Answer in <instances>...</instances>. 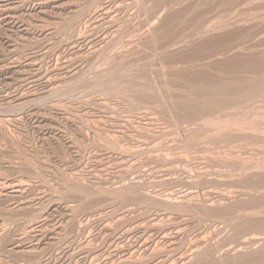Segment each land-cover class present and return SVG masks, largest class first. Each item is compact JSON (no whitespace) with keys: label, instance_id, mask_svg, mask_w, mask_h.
Wrapping results in <instances>:
<instances>
[{"label":"rangeland","instance_id":"374dc122","mask_svg":"<svg viewBox=\"0 0 264 264\" xmlns=\"http://www.w3.org/2000/svg\"><path fill=\"white\" fill-rule=\"evenodd\" d=\"M263 13L264 0H0V264H135L201 235L213 264H261L264 226L257 244L248 226L264 218V95L197 116L178 102L255 75Z\"/></svg>","mask_w":264,"mask_h":264},{"label":"bare ground","instance_id":"6f19581e","mask_svg":"<svg viewBox=\"0 0 264 264\" xmlns=\"http://www.w3.org/2000/svg\"><path fill=\"white\" fill-rule=\"evenodd\" d=\"M232 1V0H231ZM234 2V1H233ZM251 2V1H250ZM258 2V1H257ZM137 4H138V2H136ZM237 3V2H236ZM240 3V2H239ZM142 5V4H141ZM145 5V4H144ZM143 5V6H144ZM159 5V4H158ZM237 5H238V3H237ZM139 6H140V4H139ZM241 6V5H240ZM243 6V5H242ZM257 7V6H256ZM98 8V7H97ZM139 8V7H138ZM148 8V7H147ZM232 8V7H231ZM238 8V7H237ZM248 9V8H247ZM258 9V8H257ZM256 9V10H257ZM259 9H261V8H259ZM145 10V9H144ZM237 10V9H236ZM239 10V9H238ZM260 11V10H259ZM241 12V11H240ZM243 12V11H242ZM262 12V11H261ZM239 13V12H238ZM234 14V13H233ZM236 14V13H235ZM234 14V15H235ZM240 14V13H239ZM242 15H243V13H241ZM245 14V13H244ZM249 14V13H248ZM251 14H252V12H251ZM262 14V13H261ZM264 14V13H263ZM237 15V14H236ZM255 15V14H254ZM239 16V15H238ZM247 16V15H246ZM246 16H244L243 15V17H246ZM259 16V15H258ZM188 17V16H187ZM229 17V16H228ZM231 17V16H230ZM234 17H236V16H234ZM233 17V18H234ZM241 17V16H240ZM260 17V16H259ZM262 17V16H261ZM75 18V17H74ZM180 18V17H179ZM205 18V17H204ZM238 18V17H237ZM254 18V17H253ZM185 19V18H184ZM242 19V18H241ZM244 19V18H243ZM248 19V18H247ZM246 19V20H247ZM256 19V18H255ZM251 20V19H250ZM258 20H260V18L258 19ZM264 20V19H263ZM190 21V20H189ZM202 21H204V20H202ZM236 21H239L238 19L236 20ZM241 21H243V20H241ZM235 22V21H234ZM250 22H252V21H250ZM199 23V22H198ZM244 23H245V21H244ZM249 23V22H248ZM197 24V23H196ZM209 24H211V23H209ZM240 25H241V22L239 23ZM150 25V24H149ZM201 25V24H200ZM208 25V24H207ZM236 25V24H235ZM243 25V24H242ZM250 25V24H249ZM248 25V26H249ZM260 25V24H259ZM193 26H194V24H193ZM196 26L197 25H195L194 26V29L196 28ZM251 26V25H250ZM191 27V26H190ZM239 27V26H238ZM175 28V27H174ZM197 28H199V26L197 27ZM231 28V27H230ZM237 28V27H236ZM232 29H235V28H232ZM248 29V28H247ZM250 29H251V27H250ZM254 29V28H253ZM153 30V29H152ZM177 29H175V31H176ZM181 30V29H180ZM236 30V29H235ZM244 30V29H243ZM246 30V29H245ZM172 31H174V30H172ZM174 31V32H175ZM192 31V30H191ZM215 31V30H214ZM238 31H239V29H238ZM247 31V30H246ZM251 31V30H250ZM264 31V30H263ZM178 33H179V31H177ZM209 32V31H208ZM234 32V31H233ZM233 32H232V34H233ZM249 32V31H248ZM257 32V31H256ZM262 32V31H261ZM124 33V32H123ZM171 33V32H170ZM182 33V32H181ZM237 33V32H236ZM251 33V32H250ZM197 34H199V33H197ZM238 34V33H237ZM253 34V33H252ZM261 34V33H260ZM168 35V34H167ZM171 35V34H170ZM182 35V34H181ZM185 35V34H184ZM240 35V34H239ZM251 35V34H250ZM254 35V34H253ZM255 35H256V33H255ZM262 35V34H261ZM260 35V36H261ZM178 36V35H177ZM234 36V35H233ZM243 35L241 34V37H242ZM249 35H247V37H248ZM151 37V36H150ZM166 37H168V36H166ZM169 37H173L172 35L171 36H169ZM156 38V37H155ZM157 38H158V36H157ZM159 38H161V37H159ZM165 38V37H164ZM174 38V37H173ZM235 38H237V37H235ZM240 38V37H239ZM244 38V37H243ZM251 38H253V36L251 37ZM254 38H256V36L254 37ZM119 39V38H118ZM152 39V38H151ZM170 39V38H169ZM175 40H176V38H174ZM193 39V38H192ZM238 39V38H237ZM123 40V39H122ZM155 40V39H154ZM168 40V39H167ZM178 40V39H177ZM180 40V39H179ZM191 40V39H190ZM234 40V39H233ZM239 40V39H238ZM241 40H243V39H241ZM246 40V39H245ZM245 40H243V41H245ZM250 40V39H249ZM249 40H247V41H249ZM262 40V39H261ZM260 40V41H261ZM117 41V40H116ZM145 41V40H144ZM158 41V43H159V39L157 40ZM157 41H155V43H157ZM188 41V40H187ZM256 41V40H255ZM263 41V40H262ZM154 42V41H153ZM152 42V43H153ZM170 42H172V41H170ZM174 42V41H173ZM180 42V41H179ZM186 42V41H185ZM264 42V41H263ZM119 43V42H118ZM245 43V42H244ZM261 43V42H260ZM164 44V43H163ZM168 44V43H167ZM258 44H259V42H258ZM173 45H175V44H173ZM172 45V46H173ZM252 45V44H251ZM122 46V45H121ZM166 46V45H165ZM169 46V45H168ZM234 46V45H233ZM149 47V46H148ZM231 47V46H230ZM237 47V46H236ZM235 47V48H236ZM239 47V46H238ZM259 47V46H258ZM263 47V46H262ZM127 48V47H126ZM168 48V47H167ZM171 48V47H170ZM232 48H234V47H232ZM173 49V48H172ZM237 49V48H236ZM262 49V48H261ZM233 50V49H232ZM263 50H264V48L261 50L262 52H263ZM163 51V50H162ZM179 51V50H178ZM235 51H237V50H235ZM239 51V50H238ZM249 51H250V49H249ZM253 51V50H252ZM260 51V50H259ZM166 52V51H165ZM177 52V51H176ZM232 52V51H231ZM261 52V53H262ZM164 53V52H163ZM236 53V52H235ZM235 53H234V55H235ZM252 53V52H251ZM257 53H259V52H257ZM260 53V54H261ZM264 53V52H263ZM165 54V53H164ZM248 54H249V52H248ZM247 54V55H248ZM232 55V54H231ZM245 55H246V53H245ZM255 55V54H254ZM253 55V56H254ZM257 55V54H256ZM259 55V54H258ZM102 56V55H101ZM248 56H251V55H248ZM260 56V55H259ZM262 56V55H261ZM230 57V56H229ZM236 57V56H235ZM234 57V58H235ZM241 57H242V55H241ZM252 57V56H251ZM243 58H244V56H243ZM246 58V57H245ZM244 58V59H245ZM258 58V57H257ZM259 58H262V57H259ZM264 58V57H263ZM262 58V59H263ZM239 59H241L240 57H239ZM239 59H238V64L237 65H239L240 66V62H241V60L239 61ZM252 59V58H251ZM250 58H249V60L250 61H252ZM231 60H233V59H230L229 58V61H231ZM236 61H237V59H235ZM234 60V61H235ZM247 60V59H246ZM264 60V59H263ZM236 61H235V63H236ZM249 61V62H250ZM253 61H256V60H253ZM219 62H221V61H219ZM243 63H244V60L242 61ZM260 63V67L258 66L259 65V63ZM214 63H216V61H214ZM218 63V62H217ZM233 62L231 61V64H232ZM246 64H248L247 63V61L245 62ZM256 63V62H255ZM257 63H258V67L257 66H250L249 65V67L248 66H244V67H248V68H250V67H255V68H259L257 71L256 70H253V69H251L250 68V71L251 72H253L255 75L254 76H252V77H250V79H247V80H244V81H241V80H233V81H231V82H225L226 81V79H224L225 81L224 82H222L221 84H214V85H211V86H206L205 85V83H200V84H197V85H199L197 88H198V90L200 91H197V90H195L196 88L194 87V92L196 91V92H199L200 94H196L197 96H194L193 95V93H191L192 91H187V93H185L186 95L185 96H183L180 100H179V104L185 109V110H187L188 111V113L192 116L193 114H198V112H199V114H200V112H202V111H206V110H208V109H211V111H213L214 110V108H222L221 107V105L222 106H224L223 104H221V102L222 103H230L231 105L232 104H234V103H237V105H238V101H240V102H243L242 100H243V98L246 100V98L247 97H250V99H251V96H256L257 95V97L260 95V94H263L264 95V62H262V60L260 59L259 61H257ZM130 64V63H129ZM193 64V63H192ZM223 64V63H222ZM230 64V63H229ZM242 64V63H241ZM250 64V63H249ZM252 64V63H251ZM131 65V64H130ZM216 65V64H215ZM233 65V64H232ZM245 65V64H244ZM217 66V65H216ZM235 66H236V64H234L233 65V73H234V75L236 74V77H237V73H235L236 72V68L238 67V66H236V68H235ZM243 66V65H242ZM261 66H263V67H261ZM120 67V66H119ZM193 67H195V66H193ZM192 67V68H193ZM219 67V66H218ZM174 68V67H173ZM235 68V69H234ZM239 68L240 67H238V71L241 73V71H243L242 69H240L239 70ZM121 69V68H120ZM171 69V68H170ZM200 70V69H199ZM223 70V69H222ZM229 70V69H228ZM231 70V71H232ZM245 70V69H244ZM247 70V69H246ZM253 70V71H252ZM133 71V70H132ZM203 71V70H202ZM201 71V72H202ZM216 71V70H215ZM120 72V71H119ZM131 72V71H130ZM210 72V71H209ZM248 72V71H247ZM250 72V73H251ZM122 73V72H121ZM140 73V72H139ZM214 73V72H213ZM220 73V72H219ZM222 73H223V71H222ZM239 73V74H240ZM244 73V72H243ZM185 74V73H184ZM187 74V73H186ZM203 74V73H202ZM209 74V73H208ZM216 74H218V73H216ZM238 74V75H239ZM245 74V73H244ZM119 75V74H118ZM183 75V74H182ZM181 75V76H182ZM210 75V74H209ZM231 76H232V73L230 74ZM248 75V74H247ZM246 75V76H247ZM250 75V74H249ZM147 76V75H146ZM195 76H196V74H195ZM197 76H199V75H197ZM208 76V75H207ZM215 76H217V75H215ZM241 76V78H243L242 77V75H240ZM245 76V77H246ZM251 76V75H250ZM176 77H177V75H176ZM175 77V78H176ZM179 77V76H178ZM206 77V76H205ZM244 77V78H245ZM155 78V77H154ZM191 78V77H190ZM194 78V77H193ZM209 78H210V76H209ZM212 78V77H211ZM220 79H222L221 77H219ZM237 78H240L239 76L237 77ZM240 78V79H241ZM243 78V79H244ZM248 78V77H247ZM184 79V78H183ZM202 79V78H201ZM200 79V80H201ZM214 79V78H213ZM218 79V78H217ZM242 79V80H243ZM97 80V79H96ZM133 80V79H132ZM150 80V79H149ZM177 80V79H176ZM189 80V79H188ZM184 81V80H183ZM186 81H187V78H186ZM205 81H206V79H205ZM216 81V80H215ZM217 81H219L220 82V80H217ZM128 82V81H127ZM178 82H181V81H178ZM149 83V82H148ZM152 83V82H151ZM187 83V82H186ZM190 83V82H189ZM198 83V82H197ZM183 84V83H182ZM194 84V83H193ZM145 85V84H144ZM151 85V84H150ZM202 85H205V87H203ZM186 86V85H185ZM188 86V85H187ZM190 86H191V84H190ZM194 86H195V84H194ZM110 87V86H109ZM183 87V86H182ZM201 87V89H199ZM106 88V87H105ZM112 88V87H111ZM151 88V87H150ZM189 88V87H188ZM110 89V88H109ZM109 89H108V91H109ZM144 89V88H143ZM157 89V88H156ZM175 89V88H174ZM185 89V88H184ZM187 89V88H186ZM192 89V88H191ZM169 90H170V88H169ZM54 91V90H53ZM107 91V92H108ZM141 91V90H140ZM179 91V90H178ZM113 92V91H112ZM122 92V91H121ZM138 92V91H137ZM55 93H57V92H55ZM177 95V94H176ZM111 96H114V95H111ZM117 96V95H116ZM261 96V95H260ZM118 97H120V95L118 96ZM246 97V98H245ZM264 97V96H263ZM159 98V97H158ZM217 98H219V99H217ZM249 99V100H250ZM254 99V98H253ZM261 99H262V97H261ZM165 100V99H164ZM247 100H248V98H247ZM227 101V102H226ZM174 102V101H173ZM176 103V102H175ZM174 103V104H175ZM224 103V104H225ZM250 103V102H249ZM256 103V102H255ZM260 103V102H259ZM156 104V103H155ZM159 104V103H158ZM173 104V105H174ZM179 104H176V106L177 105H179ZM242 104V103H241ZM248 104V103H247ZM165 105V104H164ZM170 105H172V104H170ZM172 105V106H173ZM180 105H179V107H180ZM227 105H229V104H227ZM262 105V104H261ZM157 107V106H156ZM182 107H180V109H182ZM232 107V106H231ZM237 107H239V106H237ZM174 108V107H173ZM177 108V107H176ZM161 109V108H160ZM171 109V108H170ZM175 109V108H174ZM231 109H233V108H231ZM177 110H178V108H177ZM241 110V109H240ZM171 111V110H170ZM187 111L186 112H184L183 111V115H184V113H186L185 115H186V117L187 118H190L188 115H187ZM226 111V110H225ZM243 111V110H242ZM163 112V111H162ZM180 112H181V110H180ZM222 112V111H221ZM238 112V111H237ZM176 113H178L177 111H176ZM256 113H257V111H256ZM165 114V113H164ZM167 114V113H166ZM180 114V113H179ZM178 114V116H181V115H179ZM195 114V115H196ZM198 114V115H199ZM243 114V113H242ZM182 115V116H183ZM185 115H184V117H185ZM201 115V114H200ZM218 115V114H217ZM194 116V115H193ZM197 116V115H196ZM195 116V117H196ZM207 117V116H206ZM228 117V116H227ZM179 118V117H178ZM214 118V117H213ZM186 119V118H185ZM185 119H183V120H185ZM192 119V118H191ZM216 119V118H215ZM179 120H180V118H179ZM188 120V119H187ZM214 120V119H213ZM235 119H233V121H234ZM238 120V119H237ZM181 121V120H180ZM179 121V122H180ZM195 121V120H194ZM205 121V120H204ZM230 121V120H229ZM244 121V120H243ZM203 122V121H202ZM228 122V121H227ZM237 122V121H236ZM206 123V122H205ZM204 123V124H205ZM224 123H226V122H224ZM233 123V122H232ZM180 124H181V122H180ZM186 124V123H185ZM189 124V123H188ZM203 124V123H202ZM212 124V123H211ZM220 124V123H219ZM193 125V124H192ZM191 125V126H192ZM213 125V124H212ZM221 125V124H220ZM234 125V124H233ZM244 125V124H243ZM190 126V127H191ZM236 126H237V123H236ZM189 127V128H190ZM216 127V126H215ZM219 127V126H218ZM224 127V126H223ZM183 128V127H182ZM200 128V127H199ZM240 128V127H239ZM196 130V129H195ZM224 130V129H223ZM206 131V130H205ZM242 131V130H241ZM222 132V131H221ZM233 132V131H232ZM243 132H245V131H243ZM197 133V132H196ZM217 133H219V132H217ZM230 134V133H229ZM192 135V134H191ZM205 135V134H204ZM250 135V134H249ZM223 136H225V134L223 135ZM227 136V135H226ZM196 137V136H195ZM201 137H203V136H201ZM193 138V137H192ZM224 138V137H223ZM233 138V137H232ZM226 139V138H225ZM204 140V139H203ZM193 141V140H192ZM207 141V140H206ZM235 141V140H234ZM264 141V140H263ZM187 142V141H186ZM189 142V141H188ZM231 143V142H230ZM200 144V143H199ZM235 144V143H234ZM197 145V144H196ZM207 145V144H206ZM221 146V145H220ZM210 148V147H209ZM215 148V147H214ZM211 149V148H210ZM224 149V148H223ZM228 151V150H227ZM239 154V153H238ZM226 155V154H225ZM223 156V155H222ZM228 156V155H227ZM218 157V156H217ZM221 157V156H220ZM240 159V158H239ZM217 161V160H216ZM227 161V160H226ZM225 162V161H224ZM223 163V162H222ZM232 164V163H231ZM230 165V164H229ZM218 168V167H217ZM264 168V167H263ZM245 169H246V167H245ZM221 170V169H220ZM239 171V170H238ZM262 172V171H261ZM206 173V172H205ZM235 173H236V171H235ZM263 173V172H262ZM262 173H260V174H262ZM198 174V173H197ZM264 174V173H263ZM199 175V174H198ZM218 175V174H217ZM251 175V174H250ZM255 175V174H254ZM201 176V175H200ZM233 176H234V174H233ZM260 176V175H259ZM198 177V176H197ZM227 177V176H226ZM237 177V176H236ZM260 177H262V176H260ZM223 179V178H222ZM221 179V180H222ZM261 180L260 181H262V178H260ZM264 179V178H263ZM243 180V179H242ZM217 181V180H216ZM204 182V181H203ZM258 182V181H257ZM262 183H264V182H262ZM261 183H259V185H260ZM243 185H245V184H243ZM215 186V185H214ZM262 186V185H261ZM125 187V186H124ZM259 187V186H258ZM4 189V188H3ZM83 189V188H82ZM214 189V188H213ZM233 189V188H232ZM128 190V189H127ZM222 190V189H221ZM82 191V190H81ZM112 191V190H111ZM118 191V190H117ZM203 191V190H202ZM252 191V190H251ZM257 191V190H256ZM77 192V191H76ZM205 193V192H204ZM235 194V193H234ZM215 196V195H214ZM224 196V195H223ZM262 196V198L264 199V196L263 195H261ZM171 197V196H170ZM228 197V196H227ZM254 197H256V198H254V199H257V196H254ZM198 198H200L199 196H198ZM217 198V197H216ZM244 198V197H243ZM247 198V197H246ZM253 198V197H252ZM146 199V198H145ZM196 199V198H195ZM208 199V198H207ZM219 199V198H218ZM236 199V198H235ZM251 199V198H250ZM249 199V200H250ZM254 199H253V201H254ZM258 199H261L260 198V196H259V198ZM262 199V200H263ZM249 200L248 201H246L247 202V204L248 203H250V202H252V200H250V202H249ZM150 201V200H149ZM193 201V200H192ZM256 201V200H255ZM260 201V200H259ZM189 202V201H188ZM246 202H245V204H246ZM263 202L264 201H262V206L264 205L263 204ZM243 203V202H242ZM149 204V203H148ZM167 204V203H166ZM208 204V203H207ZM254 203L252 202L249 206H250V208L251 207H253L252 205H253ZM257 204H258V202H257ZM256 204V205H257ZM233 205V204H232ZM238 205V204H237ZM244 205V204H243ZM255 205V206H256ZM259 205V204H258ZM176 206V205H175ZM215 206V205H214ZM248 206V207H249ZM260 206V205H259ZM257 207V210H258V208H260V207ZM171 207V206H170ZM170 207H168L169 209H170ZM173 207V206H172ZM199 208V207H198ZM208 208V207H207ZM222 208V207H221ZM231 208V207H230ZM230 208H229V211H232V210H230ZM255 207H253V209H254ZM227 209V211H228V208H226ZM252 209V208H251ZM262 209H264V207H262ZM261 209V210H262ZM198 210V209H197ZM207 210V209H206ZM223 210V209H222ZM246 210H247V206H246ZM254 210H256V209H254ZM254 210H253V212H254ZM158 211V210H157ZM201 211H203V210H201ZM208 211V210H207ZM212 211V210H211ZM210 211V212H211ZM221 210H219V212H220ZM223 211H225V209L223 210ZM222 211V212H223ZM226 211V212H227ZM229 211H228V213H229ZM236 211V210H235ZM248 211H250V210H248ZM264 211V210H263ZM186 212V211H185ZM200 212V211H199ZM206 212V211H205ZM209 212V211H208ZM209 212V213H210ZM218 212V211H217ZM216 212V213H217ZM226 212H223V214L224 213H226ZM239 212H241V210L239 211ZM244 212V211H243ZM242 212V213H243ZM247 212V211H246ZM251 212V211H250ZM256 212V211H255ZM254 212V213H255ZM259 213H260V210L258 211ZM262 212V211H261ZM213 213V212H212ZM212 213H210L211 215H213ZM227 213V214H228ZM236 213V212H235ZM238 213V212H237ZM186 214V213H185ZM204 214H206V213H204ZM203 214V215H204ZM215 214V213H214ZM240 214V213H239ZM251 214V213H250ZM253 214V213H252ZM200 215H202V214H200ZM199 215V216H200ZM234 215V214H233ZM233 215L231 216V219L233 220V219H236L235 217H236V215H234V218H233ZM246 215V214H245ZM244 215V216H245ZM255 215V214H254ZM253 215V216H254ZM258 215H260V214H258ZM261 215H264L263 213L261 214ZM261 215H260V219L262 218L261 217ZM230 216V215H229ZM243 216V217H244ZM249 216V215H248ZM256 216H257V214H256ZM162 217V216H161ZM201 217V216H200ZM204 217V216H203ZM251 217V216H250ZM264 217V216H263ZM199 218V217H198ZM206 218V217H205ZM204 218V219H205ZM227 218H228V216H227ZM238 218V217H237ZM241 219H243L242 217H240ZM258 218V219H259ZM226 219V218H225ZM230 219V218H229ZM254 219H256V217H254ZM262 219H264V218H262ZM261 219V220H262ZM176 220V219H175ZM194 220V219H193ZM202 220V219H201ZM207 220H208V218H207ZM238 220V219H237ZM246 219H243V222L246 224V222L247 221H245ZM253 220V219H252ZM259 221V220H254V222L253 221H251L250 219H249V223H250V221H251V226H248L249 228H250V230L252 231V232H254V233H252V232H250L249 233V229H247V230H249V231H247V233L246 234H248V236L250 235V237H249V239L251 240L252 239V237H253V239H255L256 240V238H257V236H255V234L257 235L258 233L257 232H259L260 231V229H262L263 228V226H264V222H263V220L262 221ZM166 221V220H165ZM223 222L225 221L224 220V218H223V220H222ZM221 221V222H222ZM227 221V220H226ZM229 221V220H228ZM228 221H227V224H228ZM239 222V225H237V224H235L236 226H235V228L236 227H241V225H243V223H242V221L239 219L238 220ZM240 221H241V223H240ZM222 222V223H223ZM232 222V221H231ZM230 222V223H231ZM234 222H236V221H234ZM256 222V223H255ZM156 223V222H155ZM160 223V222H159ZM237 223V222H236ZM153 224V223H152ZM168 224V223H167ZM193 224V223H192ZM214 224V223H213ZM225 224V223H224ZM232 224V223H231ZM234 224H232V226L234 225ZM241 224V225H240ZM248 224V223H247ZM138 225V224H137ZM164 225V224H163ZM166 225V224H165ZM176 225V224H175ZM188 225V224H187ZM220 225V224H219ZM222 225V224H221ZM226 225V224H225ZM229 225V224H228ZM227 226V225H226ZM244 226V225H243ZM157 227V226H156ZM185 227V226H184ZM193 227V226H192ZM225 227V226H224ZM215 228V227H214ZM218 228V227H217ZM234 228V229H235ZM238 228V229H239ZM128 229V228H127ZM228 229V228H227ZM237 229V228H236ZM236 229H235V231H236ZM244 229V228H243ZM245 229H246V227H245ZM253 229V230H252ZM174 230V229H173ZM176 230H178V229H176ZM180 230H182V229H179V234H180ZM186 230V229H185ZM184 230V231H185ZM218 230V229H217ZM171 231H172V229H171ZM183 231V230H182ZM188 231V230H187ZM244 231V230H243ZM262 231V230H261ZM261 231H260V233L259 234H264V232L263 233H261ZM264 231V230H263ZM166 232V231H165ZM164 232V234H162V236L165 238L166 237V239H164L165 241H167V245L168 246H172V245H174L178 240L176 239V242L174 241L175 240V238L174 237H172L173 235H171V237H169L170 235L168 234V236H167V234ZM143 233V232H142ZM170 233H172V232H170ZM189 233V232H188ZM220 233V232H219ZM224 233V232H223ZM173 234V233H172ZM183 234V233H182ZM237 234V231H236V233H235V235ZM246 234H244V236L246 235ZM251 234H254L253 236H251ZM258 234V235H259ZM191 235V234H190ZM201 235V234H200ZM234 235V234H233ZM243 235V234H242ZM241 235V236H242ZM174 236H176V235H174ZM181 236V235H180ZM198 236V235H197ZM202 236V235H201ZM201 236H198V237H196V239H197V241L194 243V241H193V239L191 240V241H193V244H192V246L190 245V243H188V245L190 246L189 248H186L185 250H180V247H177L176 245V250H178V252H176L175 251V255L174 254H172V253H174V250H175V248H172V247H170L171 249V251H172V253H170V255L172 254L173 256H167V255H163L164 254V252H166V251H169L168 249H169V247L167 248V250L165 249V251H163V253H161L160 251H161V249L163 250L164 248H166V246H164V247H162V248H160V250L157 248V243L155 244H153V246H151V247H148V252L150 251V255L149 254H147V256L146 257H144V259H142V262H140V263H138L139 261H141L140 260V258H139V256H137L138 258H136V259H139V261L137 260L136 261V259H134L135 261H134V263L135 264H186V263H191L190 261H191V255H193L194 253V257H195V259H196V262L195 263H192V264H213V257H212V252H213V250L211 249V253H210V251L206 248V249H202V248H204V245L203 244H200L201 243V241H199L200 239H202L201 238ZM205 236V235H204ZM243 236V237H244ZM247 236V235H246ZM178 237V236H177ZM184 237V236H183ZM215 237V236H214ZM256 237V238H255ZM261 237H263V239H264V236H260L259 238H257V239H261ZM137 238V237H136ZM158 238V237H157ZM195 238V237H194ZM205 238V237H204ZM217 238V237H216ZM234 238V237H233ZM248 238V237H247ZM225 239V238H224ZM262 239V241H264ZM146 240V239H145ZM182 240H184V239H182ZM182 240H180L179 239V242L181 241L182 242ZM185 240H187V239H185ZM235 240V239H234ZM233 240V241H234ZM248 240V239H247ZM142 241V240H141ZM156 241V240H155ZM189 241V240H188ZM253 242H255L254 240H252ZM261 241V242H262ZM190 242V241H189ZM210 242V241H209ZM252 242V243H253ZM260 242V243H261ZM186 243V242H185ZM217 243V242H216ZM248 243H249V241H248ZM258 242H257V240H256V244H257ZM135 244V243H134ZM165 244V243H164ZM171 244V245H170ZM182 244H184V243H182ZM228 244V243H227ZM181 245V244H180ZM200 245H202L201 247H200ZM254 245H255V243H254ZM261 245V244H260ZM179 246V245H178ZM187 246V245H186ZM206 246V245H205ZM208 246V245H207ZM206 246V247H207ZM174 247V246H173ZM188 247V246H187ZM139 248V247H138ZM179 248V249H178ZM181 248H183V246L181 247ZM184 248H185V246H184ZM202 249V251H200L199 252V250H201ZM222 248V247H221ZM227 248V247H226ZM256 248V247H255ZM254 248V249H255ZM258 248H261L260 246L258 247ZM234 249V248H233ZM262 249V248H261ZM261 249H260V251H261ZM180 250V251H179ZM222 250V249H221ZM259 250V249H258ZM141 251H143V250H141ZM147 251V250H146ZM170 251V252H171ZM247 252V256H248V251H246ZM253 252V251H252ZM256 252V251H255ZM255 252H254V254H255ZM257 252H259V251H257ZM256 252V253H257ZM245 253V252H244ZM264 253V252H263ZM166 254H168L167 252H166ZM239 254V253H238ZM251 254V253H250ZM253 254V253H252ZM251 254V255H252ZM253 254V255H254ZM257 254H259V253H257ZM134 255V254H133ZM149 255V256H148ZM196 255V256H195ZM226 255V254H225ZM260 255V254H259ZM258 255V256H259ZM235 256V255H234ZM262 256V255H261ZM193 257V256H192ZM194 257L192 258L193 260H195L194 259ZM216 257V256H215ZM242 257V256H241ZM127 258H128V255H127ZM189 258H190V261H189ZM222 258V257H221ZM226 258H227V256H226ZM226 258H224L225 259V261H223V262H227L228 260H226ZM238 258V257H237ZM246 258V257H245ZM258 258V257H257ZM264 258V257H263ZM186 259H188V260H186ZM217 259V258H216ZM230 259V258H229ZM236 259V258H235ZM242 259H243V257H242ZM249 259H252V257L251 258H249ZM254 259V258H253ZM260 259V258H259ZM125 260V259H124ZM240 260V259H239ZM238 260V261H239ZM258 260V259H257ZM261 260H262V258H261ZM132 261V260H131ZM221 261V262H222ZM230 261V260H229ZM235 261V260H234ZM238 261H236V262H238ZM245 262H247L246 260H244ZM248 261H250V260H248ZM255 261H256V259H255ZM184 262H186V263H184ZM194 262V261H193ZM220 262V263H221ZM232 262H233V258H232ZM236 262H234V263H236ZM241 262V264H242V260H240L239 261V263ZM133 263V262H132ZM216 263V262H215ZM233 263V264H234ZM244 263V262H243ZM249 263H251V262H249ZM249 263H247V264H249ZM252 263H255V262H252ZM224 264H226V263H224ZM237 264V263H236ZM257 264H258V262H257ZM261 264H264V261H262V263Z\"/></svg>","mask_w":264,"mask_h":264}]
</instances>
